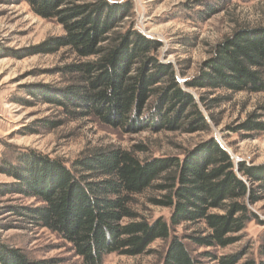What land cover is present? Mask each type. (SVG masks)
<instances>
[{
  "label": "trees",
  "instance_id": "obj_1",
  "mask_svg": "<svg viewBox=\"0 0 264 264\" xmlns=\"http://www.w3.org/2000/svg\"><path fill=\"white\" fill-rule=\"evenodd\" d=\"M27 1L35 13L57 21L64 29L44 41L40 51L68 47L75 54L76 60L63 67L74 75V82L62 98L54 100L69 113L74 110L68 104L114 126L135 129L149 117L160 129L210 131L173 69L158 62L153 53L157 42L145 39L132 26L120 29L132 11L130 2ZM186 85L209 91L264 93V26L234 28L214 44ZM258 109L263 112L250 113L243 127L264 131L260 120L264 105ZM237 162L209 137L187 149L180 159H140L133 151L106 146L83 150L66 165L58 158L21 149L12 163L0 159V172L15 179L7 189L39 202L16 211L66 241L82 264H100L104 255L113 252L140 255L157 239L166 241L158 264H205L204 258L237 264L245 251L218 255L211 249L237 242L247 222L257 218L248 204L264 198V164ZM159 177L164 181L156 185L164 192L150 201L169 208L168 221L142 218L131 207L133 195ZM183 223L202 226L179 236L175 228ZM192 245L208 249L195 253ZM60 261L28 258L0 243V264ZM240 264H264V244L259 245L256 258Z\"/></svg>",
  "mask_w": 264,
  "mask_h": 264
},
{
  "label": "rangeland",
  "instance_id": "obj_2",
  "mask_svg": "<svg viewBox=\"0 0 264 264\" xmlns=\"http://www.w3.org/2000/svg\"><path fill=\"white\" fill-rule=\"evenodd\" d=\"M108 1L132 4L120 29L132 26L145 39L157 42L153 53L158 62L173 69L181 89L192 96L207 119L210 131L160 129L154 127L149 117L136 124L135 129L114 126L68 104L74 110L69 113L54 100L62 98L74 82V75L63 67L76 60L75 54L68 47L49 53L39 49L49 37L64 32L62 25L35 13L27 0H0V159L12 163L21 149H30L69 165L81 151L106 146L133 151L140 159H180L187 149L212 137L235 164H264V131L241 125L250 113L263 112L258 107L264 105V93L209 91L186 85L209 57L214 44L234 28L264 26V0ZM260 120L264 121V114ZM14 181L8 173L0 172V243L18 249L28 258H57L62 260L59 264H82L66 241L16 211L39 202L7 189ZM162 181L163 177H159L152 186L133 195L131 207L140 217H162L168 221L169 208L150 201L162 196L164 191L156 185ZM248 206L257 218L247 222L238 234L239 240L211 249L218 255L245 251L237 264L256 258L259 245L264 244V198ZM200 226L183 223L175 232L183 236ZM165 245L166 241L157 239L140 255L109 253L100 264H158ZM192 248L195 253L208 249L195 245ZM203 261L217 264L208 258Z\"/></svg>",
  "mask_w": 264,
  "mask_h": 264
}]
</instances>
